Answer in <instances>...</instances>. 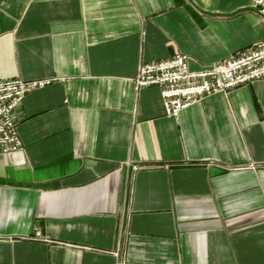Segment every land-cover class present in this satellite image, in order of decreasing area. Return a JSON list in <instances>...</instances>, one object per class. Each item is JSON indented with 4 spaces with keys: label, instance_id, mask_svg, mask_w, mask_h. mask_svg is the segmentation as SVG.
<instances>
[{
    "label": "crops",
    "instance_id": "0c3cea01",
    "mask_svg": "<svg viewBox=\"0 0 264 264\" xmlns=\"http://www.w3.org/2000/svg\"><path fill=\"white\" fill-rule=\"evenodd\" d=\"M261 41L251 0H0V80H51L0 155V264H264V79L176 116L133 84Z\"/></svg>",
    "mask_w": 264,
    "mask_h": 264
},
{
    "label": "built area",
    "instance_id": "2783aa9c",
    "mask_svg": "<svg viewBox=\"0 0 264 264\" xmlns=\"http://www.w3.org/2000/svg\"><path fill=\"white\" fill-rule=\"evenodd\" d=\"M251 6L264 14V0H251ZM261 79H264V41L198 71L189 69L187 56L182 53L141 63L133 82L136 90L157 88L165 114L176 116L180 110L208 95L227 92ZM50 82L49 79L0 80V155L15 152L22 145L13 119L16 107L26 94Z\"/></svg>",
    "mask_w": 264,
    "mask_h": 264
},
{
    "label": "rangeland",
    "instance_id": "374dc122",
    "mask_svg": "<svg viewBox=\"0 0 264 264\" xmlns=\"http://www.w3.org/2000/svg\"><path fill=\"white\" fill-rule=\"evenodd\" d=\"M251 7H252V6H251ZM252 8H253V7H252ZM253 9H254V8H253ZM258 13H259V12H258ZM259 14H260V13H259ZM263 15H264V14H263ZM256 44H257V43H256ZM254 45H255V44H254ZM254 45H253V46H254ZM140 64H141V63H140ZM261 80H262V79H261ZM252 83H253V82H252ZM133 84H134V82H133ZM250 84H251V83H250ZM247 85H248V84H247ZM134 87H135V86H134ZM138 90H139V89H138ZM227 92H228V91H227Z\"/></svg>",
    "mask_w": 264,
    "mask_h": 264
}]
</instances>
